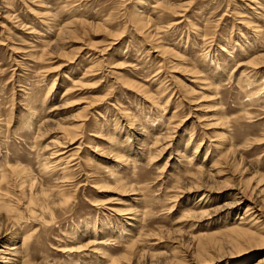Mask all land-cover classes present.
<instances>
[{"label": "rangeland", "instance_id": "rangeland-1", "mask_svg": "<svg viewBox=\"0 0 264 264\" xmlns=\"http://www.w3.org/2000/svg\"><path fill=\"white\" fill-rule=\"evenodd\" d=\"M154 1L0 0V245L12 241L14 231L33 232L31 264H169L182 257L186 264H251L264 258V246L240 245L225 234L242 215L249 220L247 208L264 198V91L249 93L258 86L250 79H264V0H168L173 9L167 11ZM4 6L15 22L4 17ZM253 8L261 15L254 17ZM136 11L150 18L149 28L161 24L152 40L132 21ZM74 19L83 24H69ZM64 24L75 31L58 34ZM160 43L173 53L159 55ZM130 82L154 99L146 101ZM28 110L32 128L25 126ZM43 116L48 122L40 127ZM71 134L52 175L43 176L42 157ZM158 134L160 142L152 144ZM201 141L199 161L189 160ZM62 160L68 164L60 172ZM21 168L27 177L16 175ZM201 171L213 172V183H207L210 199L202 200L206 211L197 213L191 205L203 190L181 191ZM61 174L67 177L57 192L62 200L47 203L35 195L48 175ZM237 197L245 202L215 213ZM129 205L139 218L130 236L114 212ZM258 219L254 225L264 234ZM206 232L221 242H211L199 260L193 251Z\"/></svg>", "mask_w": 264, "mask_h": 264}, {"label": "bare ground", "instance_id": "bare-ground-1", "mask_svg": "<svg viewBox=\"0 0 264 264\" xmlns=\"http://www.w3.org/2000/svg\"><path fill=\"white\" fill-rule=\"evenodd\" d=\"M257 3H259L260 4V6H262V3L259 1V2H257ZM259 4H255V5H259ZM154 6L155 7H159V8H161L163 11H167L168 9L169 10H172L173 8L171 7V5H170V3L168 2V0H155L154 1ZM4 8V13H5V15H4V17L5 18H8L9 20H13V18H15V16L14 15H12V14H10V10H8L5 6L3 7ZM59 9V8H58ZM261 10V9H260ZM60 11V10H59ZM176 12H178V11H176ZM253 14H254V17L255 16H260L259 15V13L258 12H256V10H255V8H253ZM135 14L136 15H134V16H132V21L133 22H135L136 23V28H138V31L139 32H142L145 36H147V38L148 39H150V40H152L151 38H153V36L154 35H156V34H159V32H160V30H161V28H162V26H161V24H157L156 26H154L153 25V28L152 27H150V28H152V29H150L149 28V24H150V26H151V23L149 22V21H151L150 20V18H148V17H146V15L145 16H142L141 15V12H135ZM56 15V14H55ZM144 15V14H143ZM158 17V16H157ZM14 21V20H13ZM16 21V20H15ZM14 21V22H15ZM79 21V23L80 22H82V24H83V21H81V20H79V19H74L73 21H70L69 22V24H71V22H78ZM17 23V22H16ZM85 23H88V22H86V21H84V24ZM90 23V22H89ZM19 26H21L22 24L21 23H17ZM16 24V25H17ZM248 24V23H247ZM167 25H168V23H167ZM251 25V24H250ZM23 26H25L24 24H23ZM247 26H249V24L247 25ZM165 27V26H164ZM259 26H256L255 28H254V26H253V31H254V33H259V28H258ZM99 28V27H98ZM147 28H149L150 29V31H148V30H146ZM163 29H165V28H163ZM58 30H59V32H57L58 34H61V33H63L64 31H75V28H74V26L73 27H70V26H66L65 24L64 25H62L61 26V28H58ZM77 32V31H76ZM163 32V31H162ZM72 33V32H71ZM75 34V33H74ZM164 34V33H163ZM113 35V34H112ZM119 36H115L114 38H118ZM58 38V37H57ZM161 39V38H160ZM154 40V39H153ZM156 41V40H155ZM160 41V40H159ZM207 42V41H206ZM47 44H49L50 45V43L49 42H46ZM206 44V43H205ZM223 51L225 50L224 49V47L222 46V48H221ZM154 51H157V53L159 54V55H161V56H163V55H169V54H171V53H173L168 47H166V46H164V44L163 43H160V44H158V46H156L155 47V49H154ZM225 51H227V50H225ZM227 53V52H226ZM40 55V54H39ZM169 62V61H168ZM93 65H95V64H92L89 68H91V70H92V67H93ZM109 65H111V67L112 68H118L119 66V64L115 61V60H111L110 59V61H109ZM256 65V64H255ZM121 67V66H120ZM257 67V66H256ZM109 68V67H108ZM119 69V68H118ZM99 70V69H98ZM113 70V69H112ZM88 71V70H87ZM110 71V70H109ZM108 71V72H109ZM89 72V71H88ZM85 73H87V72H85ZM91 73V72H90ZM83 77H85V76H83ZM254 77H256V76H254ZM200 79H202V78H200ZM249 79V78H248ZM258 78H252V79H250L251 80V85L253 86H256V85H258V86H256V89L255 90H253L252 92H249V93H256L257 91H260V89H261V91L263 90L264 91V79H260V80H257ZM250 80H248V82H247V84L249 83V81ZM202 81V80H201ZM205 81V80H204ZM129 82V81H128ZM131 84H132V87L135 89H137V91H140L142 94H143V98L146 100V98L147 99H149V101L152 99H154V98H152V95H150V93H149V95H148V91L147 92H145V88L143 87V85H140V84H133L132 82H130ZM209 84H207V86H208ZM250 85V86H251ZM209 87L210 88H212V86H210L209 85ZM51 87H49V89H47L46 91V95H44V99L48 96V95H50L49 93H50V89ZM135 89V90H136ZM189 89V88H188ZM134 91V90H133ZM190 92L192 91L191 90V88H190V90H189ZM188 91V92H189ZM146 98H145V97ZM156 96V95H155ZM151 100V101H152ZM147 101V100H146ZM152 103V102H151ZM165 104V103H164ZM37 107V106H36ZM36 109V108H35ZM125 110V109H124ZM126 111V110H125ZM124 111V113H122L123 114V116L126 118V119H129V115L127 114V112H125ZM123 112V111H122ZM28 119H27V121H26V125L25 126H27V127H29V128H32V116H33V113H30V111L28 110ZM36 118V117H35ZM130 120H131V117H130ZM126 121V120H125ZM133 121V120H132ZM39 122V123H38ZM46 122H48V118H46V116L44 117H42V118H39V120L37 121V123H36V125L38 124V126H40V125H44V123L46 124ZM83 122V119H81L79 122H78V124L76 125V127H78L79 128V125H81V123ZM170 122V121H169ZM129 123V122H128ZM34 124V123H33ZM130 124V123H129ZM131 124H132V122H131ZM31 126V127H30ZM179 126V125H178ZM41 127V126H40ZM133 127V126H132ZM177 128V127H176ZM175 128V129H176ZM179 128V127H178ZM40 129V128H39ZM141 129V128H140ZM142 130V129H141ZM160 131H161V129H159ZM170 131H171V133L173 132V128H171V129H169ZM37 132V131H36ZM141 133L140 134H142V136H147L146 135V130L145 129H143L142 131H140ZM158 132V131H157ZM156 132V133H157ZM165 132V131H164ZM71 133V132H70ZM69 133V134H70ZM98 133V132H97ZM169 133V132H168ZM168 133L166 134V137H167V135H168ZM36 134V133H35ZM99 134V133H98ZM193 134V133H192ZM65 135V134H64ZM73 135V136H72ZM93 135V134H92ZM171 134H169V136H170ZM94 136H95V134H94ZM97 136V135H96ZM160 136V137H159ZM162 136H164V134H162ZM168 136V137H169ZM98 137V136H97ZM171 137V136H170ZM67 138H68V140H67V142L66 141H64V142H62V143H60L59 145H58V147H56V149H54V150H52L50 153H48V154H50V155H48V156H50V158H54V160H48L49 159V157L48 156H46V157H42V159H43V163L41 164V167H40V172L41 173H43V176H46V174H51L55 169H54V167H55V165H53V164H56L59 160H61L62 158L61 157H58L59 155H62V154H64V152L62 151L61 152V149H64L66 146H65V144H68V145H70L71 143H72V140L75 138V135L74 134H71L70 135V137H68L67 136ZM159 138H161V135H156L155 136V138L152 140V144H156V142L159 140ZM172 138V137H171ZM192 137H191V135H190V137H189V139H188V144H189V142H190V139H191ZM173 139V138H172ZM170 140V139H169ZM203 141V140H202ZM200 142L196 147H193V151L191 152V156L189 157V160L191 159V160H196V162H198L199 161V155H200V153H204V152H202V150H203V148H201V147H203L202 146V144H204V142ZM144 141H142V146H144L143 143ZM158 142H160V141H158ZM170 142H171V140H170ZM175 142V141H174ZM172 143V142H171ZM223 142H216V146H218L219 148H224V146H223V144H222ZM54 145V144H53ZM168 147V146H167ZM140 148V147H139ZM144 148V147H143ZM142 148V149H143ZM205 148V147H204ZM174 149V148H173ZM100 150V149H99ZM139 153H141V152H139ZM208 153H205V155H204V159H202L203 161H205V160H209V156L207 155ZM141 156V155H140ZM119 157V156H118ZM116 159V158H115ZM117 159H119V158H117ZM69 160V159H68ZM67 160V161H68ZM67 161H63L62 160V162H59V165H60V163H64V166H60L61 168V170H60V172L62 171V170H64L65 168H67V164H68V162ZM86 163H88V161H86ZM89 164V163H88ZM180 164V163H179ZM199 164V163H198ZM197 164V165H198ZM210 165H212V167H213V164H210ZM16 166V165H15ZM89 166V165H88ZM200 166V165H199ZM18 167V166H17ZM22 167V166H21ZM58 167V166H57ZM208 167V166H207ZM211 167V166H210ZM105 168V167H104ZM214 168V167H213ZM213 168H212V170L211 171H213ZM13 169V171H15L16 169L15 168H12ZM108 169V168H107ZM209 169H211V168H209ZM19 170V169H18ZM58 170V171H59ZM66 170V169H65ZM108 171V170H107ZM197 171H199V170H197ZM203 171V170H202ZM200 172V173H198V175H202V174H204L203 172ZM29 171L27 170V168H21L18 172H16V175L17 176H19V177H24V176H28L29 175V173H28ZM208 173H210V171L208 172ZM215 174H216V172H214ZM24 174V175H23ZM111 174V173H110ZM192 174V173H191ZM196 174V173H195ZM217 174H218V172H217ZM52 175V174H51ZM51 175H48L45 179L46 180H44V181H41L39 184H38V189H37V191H36V189H35V191H36V193H35V195H38L39 197H43L44 195L46 196V198H45V201H46V199H47V203H49V202H51V203H53L55 200L56 201H59V200H62V198H61V194L60 195H58V191H59V189L58 188H61V187H63V185L67 182V177H66V175H63V174H61L60 176H57V177H51ZM193 175V174H192ZM198 175H197V177L196 176H194L193 178H192V180L190 181V185L188 186V188L187 189H183L182 188V193L184 194V193H188V192H195L196 190L197 191H202L203 190V192H202V194L197 198V201L194 203V204H192L191 206H195V212H197V213H202V212H205L206 211V209H204L205 208V204H208V203H206L207 201H205V203L202 201L203 200V198H206L207 200L208 199H210V194H211V192H212V190L210 189V187H208V184L207 183H210V182H212L213 180H211L212 178H213V172H212V174H205V175H202L204 178H205V181L203 182V183H199V180L197 179L198 178ZM113 176L116 178V175H114L113 174ZM3 177H5L4 176V174L2 175H0V182H1V180L3 181ZM69 177V176H68ZM214 177H215V175H214ZM33 178V177H32ZM34 179V178H33ZM200 179V181L202 182V179L201 178H199ZM117 180V179H116ZM119 180V179H118ZM117 180V181H118ZM33 181V180H32ZM34 182V181H33ZM28 183V182H27ZM213 183V182H212ZM207 184V185H206ZM22 185V184H21ZM20 185V186H21ZM32 185H33V183H32ZM31 185V186H32ZM35 185H36V183H35ZM34 185V187H36ZM28 186H30V185H28ZM248 186V185H247ZM256 186V185H255ZM15 187V186H14ZM33 187V186H32ZM6 188V187H5ZM180 188V187H179ZM178 188V190L180 191L181 189H179ZM250 188V187H249ZM254 188V187H253ZM18 189V188H17ZM30 189H31V187H30ZM177 189V188H176ZM248 189V188H247ZM256 190V189H255ZM20 191V190H19ZM178 191V192H179ZM261 191H263V189L261 190ZM21 192V191H20ZM29 192V191H28ZM26 193V192H25ZM29 193H31V195H32V192L30 191ZM5 193H4V191L2 190V188H1V186H0V197L2 196V195H4ZM258 194V193H257ZM260 194V193H259ZM29 195V194H28ZM30 195V196H31ZM35 195H33V196H35ZM236 195V194H235ZM5 196V195H4ZM7 196H8V194H7ZM6 196V197H7ZM33 196H31L32 198H33ZM175 196H176V194H175ZM243 196V195H242ZM257 196V195H256ZM259 196V195H258ZM3 197V196H2ZM37 197V196H36ZM35 197V198H36ZM263 197V196H262ZM34 198V199H35ZM261 198V197H260ZM3 199H4V197H3ZM33 199V200H34ZM37 199V198H36ZM174 199V198H173ZM212 199V198H211ZM29 201H31V198L30 199H28ZM40 200V199H39ZM38 200V201H39ZM44 200V199H43ZM48 200H49V202H48ZM137 198L135 197V198H132V202H137ZM256 200V199H255ZM28 201V202H29ZM210 201V200H209ZM4 202V201H3ZM8 202V201H7ZM36 202H37V200H36ZM198 202H200V203H198ZM211 202V201H210ZM245 202V200L243 199V198H241V197H237V198H235V199H231V200H229V201H227V202H225V203H223V205H222V207L221 208H219L218 210H216L215 211V213H217L219 210L220 211H228V210H232V209H235V208H237L239 205H241L242 203H244ZM257 202V201H256ZM55 203V202H54ZM259 203V202H258ZM262 203V204H261ZM41 204H45L46 205V202H42ZM40 204V205H41ZM252 204V203H251ZM30 205H31V202H30ZM33 205V204H32ZM0 206H1V204H0ZM7 206V205H6ZM28 206V205H27ZM25 207V206H24ZM109 209H110V207H109ZM114 209V208H113ZM8 209H6V211H7ZM112 210V209H111ZM115 210V209H114ZM193 210V209H192ZM247 210L249 211H247L248 213L247 214H245L246 215V217H248V216H250L249 217V220L248 219H246L245 218V216L243 217V215H242V217H240L239 218V221L238 222H233V223H231L230 224V226H228V227H226V230L225 231H227L225 234L227 235L226 236V239H228V240H230L231 242H235V243H237V244H240V245H242L243 244V242H242V240L244 241H246L245 243H247V244H251V245H258V247L260 246H264V234H262L261 232H259V230L261 229V226H255L254 224L257 222V219L258 218H260V217H262L263 219H264V198L262 199V200H260V204L258 205V204H256L255 202L249 207V208H247ZM30 211V210H29ZM32 211V210H31ZM10 212V211H9ZM114 212H117L118 214L117 215H119V214H121L123 217H124V224L123 225H125V227H124V230L127 232V234H129V236L131 235V234H134L135 232V230H136V227H137V225L139 224V218L137 217V209H136V207H134V206H126V207H124V208H122V209H117V210H115ZM135 212H137L136 214H135ZM112 213V212H111ZM219 213V212H218ZM110 215V214H109ZM123 219V218H122ZM242 220H244V221H242ZM259 220V219H258ZM260 223V222H259ZM122 224V223H121ZM141 224H142V222H141ZM142 226V225H141ZM12 228V227H11ZM138 228V227H137ZM10 229V228H9ZM223 229V228H222ZM262 229H263V227H262ZM6 230V229H5ZM5 230L3 231V232H5ZM14 230V229H13ZM12 230V231H13ZM19 230V229H18ZM140 230V229H139ZM11 232V231H10ZM216 233V232H215ZM215 233H213V232H206V233H200V234H198V243L195 245V248H194V251H193V253H194V255H195V258H199V260H202L203 258H204V256L205 255H207L208 253H209V249H208V247L209 246H211L210 245V243L211 242H215L214 244L216 245L217 243H216V241L218 242V243H220L221 241H219V239L218 240H216L214 237H213V235H215ZM7 234V233H6ZM9 234V233H8ZM34 233L32 232V233H20L19 231H14L13 232V235H11L10 234V239H12V241H10L9 243H3V244H1L0 245V264H31V263H29L30 261H29V253H30V251H31V249H32V247H33V243L35 242V236L33 235ZM125 234V233H124ZM135 235V234H134ZM142 235V234H141ZM2 237H3V235H1ZM125 236V235H124ZM9 238V237H8ZM134 238V237H133ZM132 238V239H133ZM137 238V237H136ZM217 238V237H216ZM203 239H205V240H207V241H205V242H203V241H200V240H203ZM234 240V241H233ZM227 241V240H226ZM89 242V241H88ZM94 242V241H93ZM100 242V241H99ZM224 242V241H223ZM98 243V242H97ZM102 244H103V242H102ZM105 244V243H104ZM213 244V245H214ZM234 244V243H233ZM218 245V244H217ZM222 245V244H221ZM221 245H220V247H221ZM227 246V245H226ZM230 246V245H229ZM239 246V245H238ZM237 246V247H238ZM212 247H214V246H212ZM242 247V246H241ZM252 247H254V246H252ZM211 248V247H210ZM218 248H219V246H218ZM223 248V247H222ZM243 248V247H242ZM248 248V247H247ZM251 248V247H250ZM95 249V248H94ZM224 249V248H223ZM230 249V248H229ZM236 249V248H235ZM234 249V250H235ZM211 250H213V249H211ZM226 250H228V249H226ZM232 250V249H231ZM245 250V249H244ZM96 251H98V250H96ZM220 251V250H219ZM95 252V251H94ZM218 252V251H217ZM209 255H211V254H209ZM223 255H225V254H223ZM233 256V255H232ZM219 257V256H218ZM185 258L184 257H182L181 258V260H178V259H176V258H173V259H171L170 260V263L169 264H186L185 262ZM202 262V261H201ZM204 262V261H203ZM251 264H264V258H262V259H259V260H257V261H255V262H253V263H251Z\"/></svg>", "mask_w": 264, "mask_h": 264}]
</instances>
